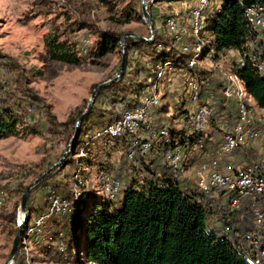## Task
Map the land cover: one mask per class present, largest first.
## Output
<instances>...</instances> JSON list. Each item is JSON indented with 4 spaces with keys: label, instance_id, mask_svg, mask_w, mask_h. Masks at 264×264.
I'll list each match as a JSON object with an SVG mask.
<instances>
[{
    "label": "trees",
    "instance_id": "trees-1",
    "mask_svg": "<svg viewBox=\"0 0 264 264\" xmlns=\"http://www.w3.org/2000/svg\"><path fill=\"white\" fill-rule=\"evenodd\" d=\"M181 1L187 0H155V3L174 5L181 3ZM198 1L200 3V0H196L195 5ZM217 2L219 5L215 7L214 4ZM259 2L260 0H211L212 7L207 11L206 19L203 20L202 25L205 24V29H210L214 36V42L209 50H204L203 47L204 52L202 51L197 63L193 66H191V61L197 54L194 49L196 41L186 44L192 41L188 37L180 45L176 44L175 42L182 36L171 32L177 35L174 39L172 35L159 27L158 19L151 12L153 5L150 3L149 12L158 30L155 41L151 44L133 40L127 41L126 69L123 79L98 92L89 115L81 125L76 150L35 189L37 193L44 191V195L46 192L45 203L36 204L33 194H30L27 200L29 222L47 215L51 206L49 197L60 194L67 199L73 197L75 216L72 222L65 216L55 218L58 222L62 219L66 222L63 228L58 229L55 237L58 238L60 233L63 234V238L69 247L67 248L68 251L70 253L76 252L77 262L84 257L92 264L257 263L251 261L252 257H255V253L257 256V247L248 248V246L251 245V240L257 231L254 228L256 216L264 213V197L256 196L261 198L247 200L244 202L242 210L233 211L231 200L235 199L237 193L222 189H213L208 193L202 191L197 183V171L201 164L210 161L217 155L219 145H223L225 137L234 134V127L237 122L241 121V105H245L250 112L251 121L253 112L257 117L256 107L264 110V74H261L264 70V64H262L264 63V31L253 30L247 17V11ZM132 7L130 3L125 8L126 14L131 11ZM187 12L186 8L181 14ZM139 18L143 20L142 13H140ZM191 32L195 40L193 30ZM122 37L123 34L121 33L99 32V41L94 47L95 56L101 58L112 52L120 46ZM186 45L189 46L188 53L182 50ZM51 50L55 58L70 64H79L80 62L79 59L65 52V49L61 50L59 45H52ZM234 53H237L239 58L241 57L240 60L238 58L237 67L233 74L235 80L232 78L231 86L228 87L232 88L235 94L228 99L224 93L227 88L223 90L226 85L224 83L219 101L214 103L215 99L210 101V95H208L210 94V86L214 81L205 77L206 72L202 71L200 64L203 60H213L217 66L219 61ZM92 54L91 52L87 59H91ZM243 55H246V59L240 65V61L244 58ZM253 57L256 61L252 59ZM168 62L172 63L175 69H181L192 74L187 78L205 82L200 95V104L207 106L211 112L208 129L202 133L193 131L190 121L193 119L194 113L189 100V93L186 95L190 109L186 107H184L185 111L180 109L182 115L178 120L184 118L181 122L174 123L175 118L172 117V113L168 111L164 103L152 108L148 117L140 125V128L142 127L140 132L143 130L159 132L166 129L169 133L162 130L160 134L163 135L162 133L166 132L167 135L163 136L168 138L158 137L153 148L149 150H144L139 146L135 159L128 161L135 167L137 164H146L147 155L151 156L152 165L150 167L144 165L141 168V171L146 174L144 175L146 182L139 181L138 183L136 180L124 179V187L114 200L107 199L99 202L97 197L91 196L90 198L84 193L82 196L80 194L78 202L75 203L76 192L73 191V185L72 187L70 185V179L73 180L76 153L82 137L89 134L90 136L95 135L98 130L111 125L113 122L115 123L124 114L135 113L144 109L145 102L143 103V99L151 91L152 81L157 76V66ZM259 69L262 70L259 71ZM40 75V72L35 73L36 77ZM240 87L245 91L246 97L240 96ZM25 91L28 94V101L31 102L28 103V107L15 103V101L14 103L5 101V104L0 107V140L8 136L18 135L21 125L26 126L27 130H38L26 123V117L35 106L34 102L37 103L40 99L32 94L29 89ZM9 94V99L15 97L12 92ZM215 94L216 92L213 95ZM152 96L145 99L146 102ZM249 101H252L255 107H253L254 105L250 107ZM45 112L51 119L49 122L55 127L52 130L62 129L66 133L69 143L74 135L77 119L82 112L72 114L68 121L63 124L56 122L48 108L45 109ZM123 112L125 113L122 114ZM259 118L254 120L253 129L251 128L250 131L255 130L260 133L257 129L264 127V121L262 117ZM210 128L213 130L210 131ZM216 134L219 135L217 139L215 138ZM121 136L120 139L115 138L117 139L115 142L123 140L128 149V138L124 137V133ZM260 136L261 134L259 138ZM146 137L148 138V136ZM140 139L141 137L137 138V140ZM98 142H102V140L95 141L96 144ZM251 142L237 146L235 152L221 164V169L226 174L234 176L241 170L256 166L262 167L264 145L262 148L256 149L249 147L248 144ZM104 147H106L105 144ZM107 151L100 150L96 154L105 156ZM174 151L180 152L181 165L184 171L186 170V174L187 168L196 164V183L186 182V174L181 176V181L174 179L173 167L167 159V154ZM192 151L195 154L188 164L186 163V154ZM259 176L264 179L263 170ZM118 177L124 178L120 175ZM19 187L13 193H19L20 196H23L27 185L22 184ZM233 196L235 197L232 199ZM115 200L119 201V205L116 204L117 201ZM68 202L70 203V201ZM46 212L48 213L45 214ZM71 212L72 205L70 214ZM0 215H5L4 211ZM5 217L16 224L15 211ZM48 221H45L42 227ZM42 227L38 230H41ZM227 229L230 232H227ZM16 234L17 228L14 233L15 237ZM260 234L263 236L262 232ZM258 240L252 246H258V243H261Z\"/></svg>",
    "mask_w": 264,
    "mask_h": 264
},
{
    "label": "rangeland",
    "instance_id": "rangeland-1",
    "mask_svg": "<svg viewBox=\"0 0 264 264\" xmlns=\"http://www.w3.org/2000/svg\"><path fill=\"white\" fill-rule=\"evenodd\" d=\"M195 2L196 0H187L174 5H167L164 3L156 4L155 0L147 1L148 11L149 4L151 3L153 5L151 7V12L158 19L159 27L172 35L174 39L177 35L171 32L182 36L175 42L176 44L180 45V43L188 37H190L192 41L186 44H191L196 41L194 49L197 54L192 58L191 66L197 63L202 54L203 47L204 50H209L214 42V36L210 29H205V24L202 25V22H199L201 13L202 16H205V9L202 8V4H196L197 8L192 9L195 6ZM210 2L211 0L208 1L207 11L212 7L213 2L212 4H210ZM130 3L133 7L131 11L126 14L125 8ZM214 5L216 7V5L218 6L219 4L217 2ZM186 8L187 11L192 9L190 11V16L188 12L181 14ZM140 13H142V0H0V107L5 104V101H7V103H14L15 101V103L28 107V103L31 102L28 101L29 98L25 91L26 89H29L32 94L40 99L39 102H34L35 106L26 117V123L36 127L38 130H27L26 126L21 125L18 135L8 136L0 140V198H2L3 202V205L0 206V214L3 211L5 214L3 216L0 215V264H3L9 256L15 239V229L19 224V206L22 196H20L19 193L13 192L20 188L19 185L26 184L28 187L34 180L40 178L52 166L58 163L70 143H68L67 135L62 129L52 130L55 127L49 122L51 119L45 112V109L48 108L51 116H53L59 124L67 122L74 113L82 112L83 114L85 112L90 103L94 89L98 85L114 79L121 64L120 46L101 58L95 56L94 47L99 41V32L111 31L121 33L123 36L126 33H138L148 38L150 36V29L145 21L143 22V20L139 18ZM194 13H198L199 16H195ZM165 16L167 17L165 18ZM249 21L251 20L249 19ZM192 30L196 38L195 40L192 36ZM53 43L59 45L61 50L65 49V52L69 55H73L79 59V64H70L64 60L55 58L51 50V46L54 45ZM188 48L189 46L186 45L183 51H188ZM91 52L93 53L91 59H87ZM238 58L239 55L234 53L224 60L219 61L217 66L213 60H203L201 62L200 67L202 71L206 72L205 77L214 81L210 86V94H208L210 95V101H213V99H215L214 103L219 101L218 99L222 94L221 89L224 83H226V85L223 90L227 88L224 91L225 95L228 97V92H231L229 97L235 94L233 89L228 87L231 86L230 83L233 81L232 78L235 80L233 74L237 67ZM240 59L241 57L239 60ZM252 59H254V57ZM244 61L245 58L240 61V65ZM254 61H256V59H254ZM261 70L262 69H259V71ZM37 72L41 73L38 77L35 76ZM261 74H264V70ZM156 75V78L152 81L151 91L148 95L150 97L156 94L159 101H157V105L155 104L150 108L157 107L164 103L168 111L172 113V117L175 118L174 123L181 122L184 118L178 120L182 115L180 109H182V111H185L184 107L190 109V103L193 108L197 107V101L194 102L193 99L189 98L190 103H188V96L186 94H190L193 90V85L200 81L187 78L188 76H192V74L186 73L181 69H175L174 65L170 62L159 64L157 66ZM10 92H12V95L15 97L9 99ZM214 92H216L215 95H213ZM239 94L240 96L246 97V93L242 87L239 88ZM148 95L146 97H148ZM146 97L143 99V103ZM233 104H235L234 101ZM248 105L251 107L254 104L252 101H249ZM214 107H216V105H214ZM253 107H255V105ZM256 109L257 117H262L264 121V110H260L257 107ZM200 110L205 109H197L193 112V122L195 115ZM207 113H211L208 108ZM252 116L253 119L251 123H254L257 117H255L254 112ZM240 118L241 121L248 118L250 119V112L246 109L245 105L240 106ZM259 121H261L260 118ZM113 123L111 125H113ZM109 126L98 130L92 139L90 135H84L79 143L73 171V180L70 179V185L71 187L73 185V191L76 192L75 203L78 202L80 194L82 196L84 193L90 198L91 196L97 197L99 202L106 201L107 199L114 200L119 195L122 188L113 198H110V196L107 198L102 180V178L107 175L116 180H120L121 185L124 183V179L136 180L138 183L139 181L143 183L146 182L144 176L146 174L143 173L144 171H141V168L144 167V165L147 167L152 165L151 156L147 155L146 164H137V166L134 167V164L128 161H130V159H135L137 153L134 158H129L130 150H127L123 140L115 142L117 139L112 140V138H108L107 136L99 137L101 131L107 129ZM141 128L138 129L137 132H140ZM162 130L159 132H151V139L149 140L146 136H140L142 140H137L136 138L134 142L137 144L139 143L140 147L143 142H149L154 145L158 137L168 138L160 134ZM212 130L213 129L210 128V131ZM257 130L260 133L255 130L242 133L247 136V141L242 144V146L248 142L258 140L261 134L258 141L251 142L248 145L256 149L262 148L264 145V127L258 128ZM194 132L198 133L196 131ZM202 132H204V130L200 133ZM236 133L237 130H234L233 135ZM251 135H256V137L251 139L249 138ZM218 136L219 135L216 134L215 138L217 139ZM97 140H102V142L96 144L95 141ZM104 144L108 151L106 147H104ZM100 150H103V152L107 151L105 156L96 154V152ZM194 154V151L186 154V163L189 164L191 162ZM171 155L173 157H171ZM175 157H178L177 163L174 162ZM167 159L173 167L174 179L179 180V175L181 179V176L186 174V170L184 171L181 165L180 152H169L167 154ZM262 163L263 169L258 166L260 171L255 175L257 178H261L259 177L260 172H262V170L264 171V161ZM195 165L191 166V168H187L186 182L191 184L196 183ZM254 168L255 167L243 171L241 170L239 173L253 170ZM198 172L199 169L197 171V176ZM239 173L234 176H227L235 177L238 176ZM39 174L41 175L38 176ZM118 175L124 176V178L118 177ZM199 188L206 193L210 192V189H202L200 186ZM35 189L31 193L36 201L35 203H45V196H47L46 192L44 195V191L37 193ZM227 190L234 191L230 189ZM53 197L61 198L62 196H51L49 197L50 202ZM234 197L235 196H233L232 199ZM237 197L238 195L236 194L235 199H237ZM253 199H256V197L242 198L240 201L244 200L245 202ZM233 201L231 200V209L233 211H240V209L233 207ZM58 204L61 206L59 209H56L55 207ZM116 204L119 205V201H117ZM71 205L72 212L69 216L67 215L65 217H68L69 221L72 222L75 212L73 203ZM5 206L6 209L4 210ZM65 206L66 208H61ZM61 210H68L69 212V203L67 201L60 202L56 200L51 205L50 211L48 210L49 213H45H48L47 215L43 214L45 216L41 215L43 217L40 216V219H38V217L31 222L28 221L24 229L18 255L12 263H25L20 256L22 241L23 239L28 240L25 235L27 234V229L34 226V231L31 234L32 237L28 240L29 245L27 251L30 253L27 257L26 255H22L24 258L30 260V264H92L84 259V257H82V260L79 262L76 261V252L70 253L68 251L67 248L69 247L62 233L59 234L58 238L55 237L59 231L58 229L63 228L66 224L64 219L60 222L55 219L61 218ZM14 211L17 216L16 224L10 222V220L5 217ZM49 219L51 220L48 221ZM261 219L264 220V213L256 216L257 231L255 237L251 240V246L258 239L260 242L264 241V232L262 233L263 236L260 234V232H262L261 230H264L263 221ZM45 221L48 222L42 227ZM41 227V231L38 230ZM228 230L229 229L226 231L230 232Z\"/></svg>",
    "mask_w": 264,
    "mask_h": 264
},
{
    "label": "bare ground",
    "instance_id": "bare-ground-1",
    "mask_svg": "<svg viewBox=\"0 0 264 264\" xmlns=\"http://www.w3.org/2000/svg\"><path fill=\"white\" fill-rule=\"evenodd\" d=\"M208 1L209 0H203V3L204 4H208ZM263 5H264V0H261L257 5L253 6L252 8H250L247 11V17L251 20L250 21V26H251V28L253 30H256V31L257 30H263L264 31V27L262 26V24H260L259 22L255 21V11H256V14H260L262 16V20H263V23H264V7H258V6H263ZM202 8H204V6ZM194 14L197 17L199 16L198 13H194ZM171 24H173V23H171ZM195 31H197V30H195ZM195 60H197V59H195ZM157 101H158V96L155 94L146 102V108H149L150 106L155 105L157 103ZM193 101L196 102L197 99H193ZM142 110L143 109H141V110H139V111H137L135 113L124 114V116L121 117L120 120L116 121L115 124L111 125L107 129H104L103 131H101V133L99 132L100 133L99 137H103V136L106 137L107 136L108 138H112V139L119 138L124 133V130H123L124 119H128L129 116H131L133 114H141ZM204 118H205V110H200L195 115L194 122H200V121L204 120ZM144 121H145V119H138V121L136 122V132L138 131V129L140 128V125ZM203 130H204L203 127H196V129H195V131L198 132V133H200ZM162 134L165 135V136L167 135L166 132H163ZM254 137H256V135H251L249 138L252 139ZM235 139H237V133L235 135H233V134L232 135H228L225 138L222 146H228L230 144V141L235 140ZM246 141H247V136L242 134L241 137L238 138V144L235 145V149L237 148V146L244 144ZM138 146H139V143L138 144L137 143L134 144V149H132L129 152V157L130 158H134V156L136 155ZM141 148L144 149V150H149V149L153 148V144L145 142V143L141 144ZM177 160H178V157H175L174 158V162L177 163ZM176 167H177V164H176ZM259 171H260V168L258 166H256L253 170L244 171V172L239 173L238 176H235V177L223 176V177L220 178V187L221 188L232 187V189H230V190H234V191L237 192L238 197H237V199H235L233 201V207L238 208V202L242 198H252V197H256V196L264 197V179L263 178H257L256 176H253V175L258 174ZM102 180H103V184H104V192H105L107 198L109 196H110V198H113L116 193L117 194L119 193L118 191L121 189V187H120L121 182L119 180H116V179H114V178H112V177H110L108 175L105 176L104 178H102ZM241 183H244V185H251L250 189H248L246 191L245 187H241ZM110 186L113 187V194H112ZM199 186L202 189H210V188H204L202 183H199ZM212 186H219V176H212ZM56 200H58L60 202L66 201V200H62L59 197H53L51 199V204L50 205H52L53 202L56 201ZM2 205H3L2 198H0V206H2ZM60 206L61 205L58 204L55 208L59 209ZM69 207H70V210H71L70 203H69ZM61 208H66V206L65 207H61ZM70 210L67 213V215L70 214ZM20 220H22V216L20 217ZM263 222H264V220H263ZM33 229H34V226L29 228L28 231H27V234H25L26 237L28 238V240H30V237H32L31 234L34 231ZM23 234H24V232H23ZM28 240L23 239L22 248L20 250V254H21L20 256H21L23 262H25L24 264H30L31 263L28 258H24L23 257L24 255H26V257H27V255L30 253V252L28 253V251H27V248H28V245H29ZM12 262H10L9 264H11ZM15 263H17V262H14L12 264H15ZM255 264H261V263H255Z\"/></svg>",
    "mask_w": 264,
    "mask_h": 264
},
{
    "label": "built area",
    "instance_id": "built-area-1",
    "mask_svg": "<svg viewBox=\"0 0 264 264\" xmlns=\"http://www.w3.org/2000/svg\"><path fill=\"white\" fill-rule=\"evenodd\" d=\"M197 4H203L204 6L205 16H202L201 19H199V22H203V20L206 19L207 4H204L203 0H201V3H197ZM258 7H264V5L258 6ZM195 8H196V5L192 9H195ZM192 9L188 11L189 16H190V11ZM255 21L259 22L264 27L262 16L260 14H256V11H255ZM185 53H188V51H185ZM243 57L246 59V55H243ZM204 85H205V82H197L193 85V90L190 92V99H197V107L193 108V112L197 109H205L204 120L200 122H193L192 120L190 121L193 131H195L196 127H203L204 131H206L209 125V118H210L211 113H207V106L200 104V95H201V91ZM229 94H231V92H228V99H229ZM148 98H149V95L148 97H146V99ZM151 109L152 108H146V100H145V108L142 110L141 114H133L129 116L128 119H124V123H123L124 137L128 138V149L127 150H132L134 148V139L139 138L140 136H148V140L151 139V132H148V130H143V132H136V122L138 121V119H146ZM253 124L254 123H251V120L249 118L246 120L237 122L236 126L233 129V130H237V139L230 141V144L228 146L219 145V150H218L217 155L210 161L205 162L200 165L198 176H197V183H202L203 187L210 188V191L213 189H222V190L232 189V187H228V188L220 187V178L223 176H227V174L222 171L221 164L235 152V145L238 144V138L241 137L242 133L250 132ZM256 141L257 140H254L252 142H256ZM171 157L173 156L171 155ZM132 160L134 159H130V161ZM212 176H219V186H212ZM259 177H262V176H259ZM179 181H181L180 175H179ZM120 187L123 188L124 184L120 185ZM241 187H245L247 191L248 189H250L251 185H244V183H241ZM110 188L113 194V187L110 186ZM57 195H60V194H57ZM72 198L73 197H71V199H67L62 196V199L70 201V206L72 204ZM259 198L261 197H256V199H259ZM243 204H244V200L239 201L238 209L242 210ZM67 212L68 210H61V217L67 216ZM254 228L256 229V221H255ZM261 231L263 233V230ZM249 247H257V256L252 257L251 261H256L257 263L264 264V241L258 244V246L250 245L248 246V248Z\"/></svg>",
    "mask_w": 264,
    "mask_h": 264
},
{
    "label": "water",
    "instance_id": "water-1",
    "mask_svg": "<svg viewBox=\"0 0 264 264\" xmlns=\"http://www.w3.org/2000/svg\"><path fill=\"white\" fill-rule=\"evenodd\" d=\"M147 1L148 0H142V16H143V20L145 21V23L149 26L150 29V36L147 38L141 34L138 33H126L124 34V36L122 37L121 41H120V53H121V64H120V69L116 75V77L108 82L102 83L100 85H98L91 96L90 99V103L87 107V109L85 110V112L78 118L77 122H76V126H75V133L73 138L71 139L67 150L64 152L63 157L61 158V160L56 163L54 166H52L47 172H45L40 178H37L36 180H34L25 190L21 201H20V206H19V224L17 226V234L16 237L14 239L13 242V246L12 249L9 253L8 258L6 259V261L3 264H9L10 262L14 261L18 255L19 252V247H20V242L23 236V232L25 229V226L27 225L28 221H29V211L27 209V200L30 196V194L32 193V191L39 186L45 179L48 178V176L53 173L56 169H58L61 164L67 159V157H69L77 148V142L79 139V135H80V128L81 125L84 121V119L89 115L96 99H97V93L98 91L110 87L118 82H120L125 74V69H126V49H127V41L128 40H133L135 42H141V43H146V44H151L155 41L156 37H157V27L154 24L153 18L151 16V14L148 11V7H147ZM22 216V220H20V217Z\"/></svg>",
    "mask_w": 264,
    "mask_h": 264
},
{
    "label": "crops",
    "instance_id": "crops-1",
    "mask_svg": "<svg viewBox=\"0 0 264 264\" xmlns=\"http://www.w3.org/2000/svg\"><path fill=\"white\" fill-rule=\"evenodd\" d=\"M261 113H262V112H261ZM92 132H94V131H92ZM89 135H90V134H89ZM93 136H94V135H91V137H90V138L92 139V138H93ZM89 140H90V139H89ZM89 140H88V141H89ZM222 171H223L224 173H226L224 170H222ZM227 175H228V174H227ZM232 176H233V175H232Z\"/></svg>",
    "mask_w": 264,
    "mask_h": 264
}]
</instances>
